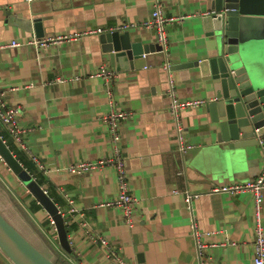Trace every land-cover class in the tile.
I'll return each instance as SVG.
<instances>
[{
	"label": "crops",
	"instance_id": "0c3cea01",
	"mask_svg": "<svg viewBox=\"0 0 264 264\" xmlns=\"http://www.w3.org/2000/svg\"><path fill=\"white\" fill-rule=\"evenodd\" d=\"M159 2L167 16L187 15L167 27L173 64L210 55L213 41L200 28L201 14L211 7L209 0H0V42L26 41L36 35L32 23L36 17L43 19V36L91 31L46 46L0 49V89L5 91L8 105L19 108L18 122L29 130V149L45 168L11 140L10 146L64 214L70 253L56 247L49 212L2 161L0 180L69 264H117L98 240L100 235L128 264H254L253 192H215L212 188L256 179L264 171V160L258 161L251 152L243 160L231 162L227 152L225 158L227 145L216 143L215 124L205 104L183 112L185 135L193 148L179 151L169 110L164 54L158 49L155 29L140 26ZM125 24H136L128 28L133 41L144 46L154 43L156 50L138 58L135 67L117 70L101 34L128 30L121 29ZM101 65L118 72L110 90L115 105L131 112L121 132L136 198L132 227L124 222L120 207L100 206L117 195L112 166L79 172L67 169L71 164L105 159L112 151L108 127L102 120L111 107L108 86L103 78L90 77ZM172 71L179 97L215 98L197 68ZM75 74L83 77L55 81ZM11 86L19 89L10 91ZM197 148L194 157L190 151ZM185 191L200 194L193 200L192 210L187 208ZM259 212L264 227V188ZM194 225L202 232H213L202 237L208 245L201 255Z\"/></svg>",
	"mask_w": 264,
	"mask_h": 264
},
{
	"label": "water",
	"instance_id": "95a60500",
	"mask_svg": "<svg viewBox=\"0 0 264 264\" xmlns=\"http://www.w3.org/2000/svg\"><path fill=\"white\" fill-rule=\"evenodd\" d=\"M209 1L211 7L201 14L200 28L213 41L212 53L197 61L173 64L171 69L195 67L211 85L215 98L205 107L215 124L216 143L227 145L225 158L227 152L231 162L240 157L243 160L251 152L258 161L264 160V0ZM32 23L36 35L43 36V19L33 18ZM101 39L107 43L104 49L111 53L117 70L135 67L138 58L156 50L154 43L144 46L133 41L129 29L102 32ZM190 152L197 157L199 149ZM0 155L47 209L59 245L70 253L64 214L1 137ZM2 255L12 264H57L0 211V264H9Z\"/></svg>",
	"mask_w": 264,
	"mask_h": 264
},
{
	"label": "built area",
	"instance_id": "2783aa9c",
	"mask_svg": "<svg viewBox=\"0 0 264 264\" xmlns=\"http://www.w3.org/2000/svg\"><path fill=\"white\" fill-rule=\"evenodd\" d=\"M33 1V0H27ZM187 15L180 16H167L165 14L163 5L159 2L157 3L155 9L153 10L151 17L142 22L140 26L151 27L155 29L156 39L159 45V51L164 54L163 68L168 72V97H169V110L171 112L175 129L177 132L178 149L182 153L187 152L189 149L193 148V145L188 142L185 135V126L182 122V114L186 110L196 109L199 106H203L207 103L208 99L200 97H187L181 98L178 96L176 87L177 83L173 76V71L171 69L173 65V56L169 49V37L167 27L169 24L183 20ZM136 24H125L121 29H128L134 27ZM91 32V31H89ZM89 32H68V33H58L51 34L43 37H38L33 34L28 40L20 41L13 39L11 41L0 42V49L17 47L24 44H32L35 47L46 46L51 43H61L73 39L82 37L84 34ZM118 76V72L114 69L108 68L106 65H101L94 73L90 74V77H101L105 80L107 84V96L111 107L109 111L102 116V120L106 123L108 127L109 137L112 144V151L109 157L101 159L98 161H85L76 164H71L67 168L70 172H79L86 169L94 168L102 165H109L115 169L116 172V184H117V195L100 204V206L108 207H120L122 209V218L124 222L132 227L135 225V212H136V198L132 194L130 177L127 170V163L122 149V125L124 121L129 118L131 112L129 110L117 107L115 105L112 92L110 90L111 84H113ZM83 76L81 74H75L71 78L67 77H56V82H68L70 80H79ZM18 86H11L10 91L18 90ZM5 91L0 89V137L4 142L10 147V140L22 151L28 153L31 158L39 164L41 168H45V165L38 159L37 156L33 155L29 149L26 142V136L28 134V129L21 127L18 122L19 108L8 105L5 98ZM0 161L4 162V159L0 155ZM264 188V171L254 180H249L245 183L230 184V185H216L212 188V191H231L237 192L241 190H249L253 192L255 196L256 214H255V240H254V264H264V227L262 225V218L259 212V207L261 203V190ZM200 196L199 193H194L190 191H185V202L187 208L192 210L193 200ZM70 203H73L72 199H69ZM75 209H72L74 211ZM51 221V234L53 238L57 241L59 245L58 234L56 226L50 217ZM86 224V223H84ZM213 232H202L196 228L194 225L193 236L197 244V250L199 255L202 254L203 249L208 245L202 240L204 235H210ZM53 239V240H54ZM98 240L102 245L109 249L110 255L116 259L117 264H128L123 258L119 256L116 250L112 248L109 240L103 236H98ZM60 246V245H59ZM7 260V259H6ZM9 264H12L7 260Z\"/></svg>",
	"mask_w": 264,
	"mask_h": 264
},
{
	"label": "trees",
	"instance_id": "16d2710c",
	"mask_svg": "<svg viewBox=\"0 0 264 264\" xmlns=\"http://www.w3.org/2000/svg\"><path fill=\"white\" fill-rule=\"evenodd\" d=\"M10 148L13 150L11 146ZM0 211L26 238H28L50 259L57 264H69L63 257L61 250H58L47 238V236L38 228L31 216L1 180Z\"/></svg>",
	"mask_w": 264,
	"mask_h": 264
},
{
	"label": "rangeland",
	"instance_id": "374dc122",
	"mask_svg": "<svg viewBox=\"0 0 264 264\" xmlns=\"http://www.w3.org/2000/svg\"><path fill=\"white\" fill-rule=\"evenodd\" d=\"M5 165L9 168V166L5 163ZM9 170H11L10 168H9ZM1 171V170H0ZM11 172H12V170H11ZM13 173V172H12ZM0 178H1V175H0ZM56 247H58V245H56ZM59 248V247H58Z\"/></svg>",
	"mask_w": 264,
	"mask_h": 264
}]
</instances>
